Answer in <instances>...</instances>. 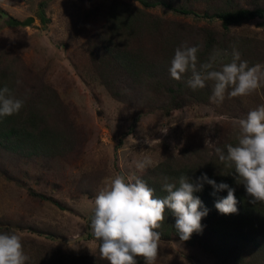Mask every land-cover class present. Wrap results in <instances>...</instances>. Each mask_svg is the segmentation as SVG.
Returning <instances> with one entry per match:
<instances>
[{"label":"rangeland","instance_id":"374dc122","mask_svg":"<svg viewBox=\"0 0 264 264\" xmlns=\"http://www.w3.org/2000/svg\"><path fill=\"white\" fill-rule=\"evenodd\" d=\"M167 1H187L191 12L142 6L137 0H0V88L7 86L25 100L18 114L0 119L16 132L44 130V137L53 140L32 150L14 144L13 135L0 139V233L21 237L30 257L26 264H108L88 218L98 192L116 175L136 171L134 161L146 155L155 166L173 170L196 159L219 165L215 148L226 152L228 144L235 145L236 122L264 105V87L220 104L212 103L208 92L205 100L190 99L169 109L165 91L138 93L130 82L123 92L112 87L122 94H110L104 78L114 74L113 68L104 66L108 58L98 38L111 27L112 10L120 7L143 10L145 21L159 27L154 33L143 29L139 40L131 41V47L149 53L152 63L162 55L160 32L175 26L183 29L178 32L184 41L200 50L225 38L240 53L251 50L246 57L254 65L264 64V11L223 31L217 19L202 16L218 0ZM233 1L245 6L248 0ZM260 4L264 8V0ZM26 19L30 23L22 24ZM155 166L136 174L149 175L161 186L166 175ZM201 223L202 233L187 241L173 234L161 238L155 264H235L231 247L218 242L205 218ZM224 229L234 232L231 226ZM257 250L239 264H264ZM137 261L144 264L142 257Z\"/></svg>","mask_w":264,"mask_h":264},{"label":"clouds","instance_id":"9594fccd","mask_svg":"<svg viewBox=\"0 0 264 264\" xmlns=\"http://www.w3.org/2000/svg\"><path fill=\"white\" fill-rule=\"evenodd\" d=\"M200 45H190L183 41L174 50L169 68L170 76L176 81H184L192 91L211 84L210 101L223 103L225 98L253 95L264 87V64L250 66L242 60L241 53L233 48L230 62H225L227 51L214 50L207 62L200 63ZM185 77H187L185 79ZM22 83L17 81V84ZM24 99L17 98L7 87L0 88V118L18 114ZM237 143L228 144L226 152L215 148L219 160L226 167H234L238 184H242L251 202H264V105L250 110L246 118L237 122ZM167 132V128L163 130ZM206 145L209 141H205ZM135 170L118 174L112 178L95 197L90 228L100 241L101 257L108 264H138L142 257L144 264H155L158 257L161 233L158 231L165 219V210L170 209L175 217V229L182 241H187L193 233H202V219L208 209L194 193L203 190L204 184L211 185L216 192L227 191V196L215 203V208L224 215L238 213L235 189L224 182L217 183L206 173L193 182L181 175L176 182L164 177L163 197L155 195L137 172L154 167L151 156L134 161ZM203 209V210H201ZM30 257L25 254L22 239L15 232L0 233V264H26Z\"/></svg>","mask_w":264,"mask_h":264},{"label":"trees","instance_id":"16d2710c","mask_svg":"<svg viewBox=\"0 0 264 264\" xmlns=\"http://www.w3.org/2000/svg\"><path fill=\"white\" fill-rule=\"evenodd\" d=\"M137 1L142 6L161 4L180 14L191 12L189 9L191 3H186V0V2H179L180 4L178 5H172L167 0ZM218 1V4L211 5V12L209 14L204 12L202 16L209 20L217 19L223 31H226L230 24L239 23L253 17H260L264 11V8L260 6L261 0H248L245 6H239L233 0ZM39 15L40 20H45L41 11ZM111 20V27L106 31L102 30L100 34L102 38H98L100 46L103 48V53L108 58L107 64H104V66L109 69L113 68L112 72L114 74L112 76H105L104 78V85L110 94L114 96L122 94L111 91L113 89L112 87L116 86L121 91L125 89L127 82H130L136 87L138 93H148L149 90L157 92L160 90L165 91L171 100L170 105L165 107L169 109L183 105L190 99L205 100L207 98L206 93L212 92L210 83L203 89L192 91L185 86L183 80L176 81L170 76L169 68L175 50L173 45L176 42L181 44L184 41V37L178 32L183 31V29L180 28L178 30L173 26V28L160 32L162 46L159 47V51H161L162 55L157 63H152L149 53L144 48L142 49V47H131V41L134 37L138 41L143 29L146 33H154L159 28L156 23L146 22V14L139 8H136L134 11H130V8L123 7L116 9V11L112 10ZM149 24L150 26L146 27ZM207 43H204L203 46L206 47ZM212 43L207 49L203 48V50L198 52L199 62H207L214 50L227 51L229 55L225 57V62H230V53L235 48L232 42L230 43L225 38H220L218 41ZM247 53L252 54L253 52L251 50L241 51V58L242 60L248 61L249 65L252 66L255 61H251L249 57H246ZM6 121V119H0V139H5L13 135L14 144L32 148V150L43 149L45 146L48 147V143L53 141L49 136L44 137V130H40L38 134L35 133L34 135L22 130H17L16 132L14 127H10L4 123ZM201 160L196 159L191 162H186L178 170H173L167 167V165L162 164L156 165L153 169L155 171L158 170L161 176L166 175L169 179L173 178V182H176L177 185L181 175L188 176L195 182L201 174L206 173L210 179H214L217 183L224 182L234 188V194L238 201V213L235 214L224 215L219 213L215 208V203L219 199L227 196L226 190L216 192L213 195L214 189L211 185L205 183L203 190L194 193V195L198 196L203 202V206L208 209V214L204 218L205 222L209 225L210 233L216 236L218 242L231 247L233 263H241L244 255L258 251L257 249L262 250V252L259 251L260 254H264V202H251L252 198L237 183L234 167H226L224 163L213 166L210 161L206 159ZM140 177L147 182L149 187L155 189V195L157 197L163 198L167 194L162 190V185L159 186L155 181L150 180L149 175H141ZM165 216L166 219L162 227L158 230L161 233V238H167L170 234L180 238L174 227L175 217L172 211L166 209ZM92 217L93 212L88 218L92 219ZM225 226L233 227L234 232H227L224 229ZM227 236L230 238H227ZM254 247H256V250L253 251L252 249Z\"/></svg>","mask_w":264,"mask_h":264},{"label":"water","instance_id":"95a60500","mask_svg":"<svg viewBox=\"0 0 264 264\" xmlns=\"http://www.w3.org/2000/svg\"><path fill=\"white\" fill-rule=\"evenodd\" d=\"M31 19H26L22 24L26 25L28 23H30Z\"/></svg>","mask_w":264,"mask_h":264}]
</instances>
